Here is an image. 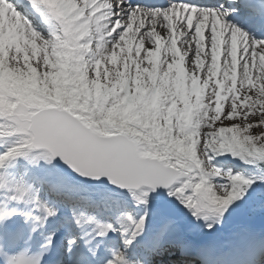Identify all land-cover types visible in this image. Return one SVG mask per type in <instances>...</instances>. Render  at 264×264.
<instances>
[{
	"label": "snow or ice",
	"instance_id": "snow-or-ice-1",
	"mask_svg": "<svg viewBox=\"0 0 264 264\" xmlns=\"http://www.w3.org/2000/svg\"><path fill=\"white\" fill-rule=\"evenodd\" d=\"M21 3L46 13L56 27L44 36L19 4L0 0V138H17L3 145L0 170L35 152L33 166L59 158L81 176L129 190L143 205L164 187L193 216L211 221L208 228L220 223L243 195L240 186L251 182L222 173L212 154L264 159V40L229 23L222 6L192 0ZM221 176L227 183H213ZM12 184L14 191L0 198V264H24L20 253L5 250L4 232L13 244H28L37 222L42 227L58 211L24 177ZM14 218L33 222L27 237ZM72 219L92 230L62 238L69 254L84 239L95 258L103 238L117 231L85 211L73 209ZM117 223L123 249H105L110 255L102 264H141L132 248L145 217L121 214ZM56 234L25 249L30 264H71V256L65 261L58 253Z\"/></svg>",
	"mask_w": 264,
	"mask_h": 264
},
{
	"label": "bare ground",
	"instance_id": "bare-ground-1",
	"mask_svg": "<svg viewBox=\"0 0 264 264\" xmlns=\"http://www.w3.org/2000/svg\"><path fill=\"white\" fill-rule=\"evenodd\" d=\"M43 17L45 18V21L49 23V25L51 26V31L54 30V28L56 27V22L50 18L47 17V14H43ZM29 18V17H28ZM27 19V18H25ZM28 20V19H27ZM34 20V18H33ZM29 21V20H28ZM33 27L35 28V30H37L38 32H40L41 34H43L44 36H47L49 33L48 32H44L38 25L33 24L31 21H29ZM159 30V29H158ZM50 31V32H51ZM179 39L178 38V47H181V45L179 44ZM193 47H194V43H193ZM143 53V52H142ZM164 57V53L162 51L161 53V60H163ZM186 63H187V58H186ZM16 137H5V138H0V142L5 141V145L11 144L16 142ZM4 150V148H0V152H2ZM32 155H34V153H30ZM20 158H25V157H19L15 163L8 167L6 170H0V198L5 194L8 193L9 190H13L15 188V185L12 184V178H16L19 179L21 177H23L24 175H22V170L24 171L25 169V176H32V178L30 179L31 181H29V183L33 182V186L35 184H39L40 180H37V175L33 174V171L31 169H29V167L27 165H22L23 167H20V163L18 162V160ZM26 159V158H25ZM28 159V158H27ZM217 163L218 160H216ZM53 168V170H49L47 175H43V177H45L49 182L54 181V179H60L59 175H63L54 165L51 166ZM29 170H27V169ZM41 178V177H40ZM4 179H6L5 182H2ZM63 181L62 182H70V183H76L75 181L69 179L68 177H66L65 175L62 176ZM66 185H68L69 190L74 191L76 190V187H82L84 186L85 190H81L82 192H87V195L90 196H94L95 198L97 197H107V198H111V199H122L123 197H130L132 196L130 192H123V191H118V190H114V189H109L108 187H104L101 185H87V184H79L77 182V185L74 187V184H72L73 186L71 187V185H69V183H67ZM82 185V186H81ZM36 188V187H35ZM74 189V190H73ZM65 195V194H64ZM72 195V193H71ZM154 195V194H153ZM152 193L149 194V196L152 197H156L157 200H165V195H169L168 191H165L163 193H159L158 195H154L153 196ZM66 196V195H65ZM39 197L41 200H46L47 198L43 195V194H39ZM67 197H69L67 195ZM49 203V202H48ZM50 204V203H49ZM107 204H105L102 208H104ZM28 207L31 206V208L34 209V206L29 204L27 205ZM21 207H26L24 204H21ZM28 210H30V208H27ZM103 210V209H102ZM102 210L98 211L99 214L103 213ZM143 212H145V214H147L145 216V223H144V231L143 233L137 238V242L134 245V247L132 248V250L134 249H140L144 247V243L145 241H151V239H154L155 241V237L152 238L154 236V232H152L154 229H156L155 227L158 226V224H151V218L152 216L155 217V214H153V206H150L146 209L143 210ZM142 212V213H143ZM35 215H39V212H37V210H35L33 212ZM58 211H57V215L55 217H49L44 225L41 227L39 225V223L37 222L36 226L40 229V232H42L43 229L46 228H52L55 225L61 224L63 230L65 231V228L68 226L67 224H64L65 222V218L63 216H61V218H59L58 216ZM95 215V214H93ZM96 216V215H95ZM58 217V218H57ZM98 219V218H97ZM99 220V219H98ZM174 221V220H172ZM160 224L166 229V231L169 233L170 227H169V223L167 221H164V219H161ZM175 222V221H174ZM117 223V222H116ZM117 225H119V223H117ZM117 225H114V227L117 229V231H110V233L107 234V237L103 238V245L101 247V250L98 252L97 256L95 258H91L90 262L93 261H101L99 260L100 258L102 259V257L107 258L109 256L106 257V248H105V243L104 242H109L110 244H112L113 241H109L108 239L113 238L110 237L111 234H118L120 233V231L118 230ZM245 228V229H243ZM243 229V230H241ZM81 232L84 234L86 232H91L92 230V226H85L84 228H80ZM241 230V231H239ZM239 230H235L233 231V233H225L224 236L221 237H215L214 239H212L210 241V243L206 246H204V249L206 247L205 250H207L209 253H212V259L214 260V256H215V252L218 250V257L217 259H228L231 258L232 256H238V257H244L246 256L247 258H249L251 261H254L255 263H261L264 264L263 261H261L260 259L262 257H264V239H259L258 241H256L257 238H259L261 236L262 233H264V228H257V227H241ZM113 232V233H112ZM235 232V233H234ZM239 232V233H237ZM237 233V234H236ZM254 235V236H253ZM170 238H174L173 236H168ZM87 238V237H86ZM158 240H160V242H164L165 249H167L168 251L164 252V255L168 257L169 255H174L177 256V260H179V264H184L186 262H190V261H195L199 262L200 264L201 261H198L195 257L193 256H184L182 253V246L184 247V245L186 244H182L179 246H175L174 248L171 247L170 245L175 242L176 240H172V239H166L165 236H157L156 237ZM237 238V240H236ZM101 238L98 237V239L96 241H94L93 244H95L97 241H99ZM107 239V240H106ZM113 240V239H112ZM257 242V243H256ZM80 250L77 251V253H81L84 254V252H82L81 248H85L84 245L82 243H79L78 245H80ZM143 245V247H142ZM150 245V244H148ZM258 246H261L260 249H257ZM263 247V248H262ZM78 248V247H76ZM164 248V247H163ZM206 252V251H205ZM149 254V253H148ZM154 257L157 258V264H163V261L161 260L162 258V252L159 248L156 249ZM258 257V258H257ZM152 260H155L154 258H151ZM80 264V263H78Z\"/></svg>",
	"mask_w": 264,
	"mask_h": 264
},
{
	"label": "rangeland",
	"instance_id": "rangeland-1",
	"mask_svg": "<svg viewBox=\"0 0 264 264\" xmlns=\"http://www.w3.org/2000/svg\"><path fill=\"white\" fill-rule=\"evenodd\" d=\"M144 53H142L143 55ZM143 66H147V61H144V65ZM29 156H32L29 154ZM213 157H216V159H222V163L218 164L216 168L220 169L222 171V173H230L232 175H236L239 174L241 175L244 179L249 180L251 183L250 185H242L240 186L244 191H243V195L241 196L240 199L234 201L232 204L235 203H240L242 201H244L248 195H250L251 197L249 205L247 206L248 209H244L243 212L240 211V209H236L234 207H231L234 209V212L230 215V217L233 220H236L239 222L238 225H236L235 227H239L240 225H244V224H248L247 226L250 225H255V221H257L256 217L258 216V214H263L264 215V167L262 166L264 163V159H260L257 157H250V156H245V157H241V156H233L231 153H221V154H212V159ZM31 159V157H30ZM40 165H43V163L41 162ZM225 178V177H224ZM226 179V178H225ZM227 183V180H226ZM256 197L252 200V195H255ZM172 197V196H171ZM153 202V201H152ZM151 202V203H152ZM136 203V202H135ZM149 199H148V204H151ZM138 204V203H136ZM176 204H181L180 202H176ZM152 206L154 207V209L157 206V203H152ZM140 207L139 205H133V208H138ZM114 209L109 208L106 213L110 214ZM83 211V210H82ZM86 212V211H85ZM134 212V210H133ZM129 215H131L134 219V215L131 211H128ZM115 216H119L120 215V210H118V212L114 213ZM255 215V216H253ZM162 216V213L159 211V214L156 215V219H160ZM137 220V217H136ZM117 220H114V222H116ZM223 220H221L222 222ZM208 222L211 221H205L204 219L200 218L198 219L197 217L193 216L190 212L189 216L186 217L185 219L182 220V225L181 224H177L175 225L176 228H178L177 230H183L184 229V224L187 225H195V231L194 234L196 233V236L200 234V232H204L206 233V230L208 229V231L210 230V228H208L206 226V224ZM220 223H216L213 224L216 229H217V234L222 235L225 231L227 230H231V227L233 225L232 222H228V224L224 227H218L221 225ZM213 226V227H214ZM245 229V228H243ZM241 229V230H243ZM239 230V231H241ZM216 234V233H215ZM191 236H193L191 234Z\"/></svg>",
	"mask_w": 264,
	"mask_h": 264
},
{
	"label": "water",
	"instance_id": "water-1",
	"mask_svg": "<svg viewBox=\"0 0 264 264\" xmlns=\"http://www.w3.org/2000/svg\"><path fill=\"white\" fill-rule=\"evenodd\" d=\"M55 164L60 168L62 169L64 172H66L68 175H71L73 177H75L77 180L79 181H84L86 183H90V184H104V185H108V186H111L115 189H120V190H125V191H129L127 189H121L119 188L118 186L116 185H113L111 184L106 178H100L99 180L97 179H92V178H89V177H85V176H81L79 173H77L71 166H69L68 164H66L65 162H63L62 160H60L59 158H57L55 161ZM167 190L166 188L164 187H158L156 189V191L154 193H159V192H163ZM168 213L171 214V215H180V214H184L185 211H180V212H176L172 209H167ZM182 214V215H183ZM181 215V216H182Z\"/></svg>",
	"mask_w": 264,
	"mask_h": 264
}]
</instances>
